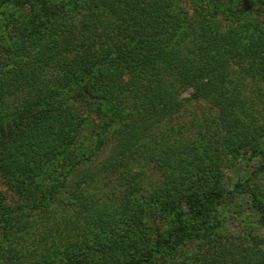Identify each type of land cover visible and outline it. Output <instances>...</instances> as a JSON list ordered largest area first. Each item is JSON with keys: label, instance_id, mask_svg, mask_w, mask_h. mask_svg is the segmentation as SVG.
<instances>
[{"label": "trees", "instance_id": "1", "mask_svg": "<svg viewBox=\"0 0 264 264\" xmlns=\"http://www.w3.org/2000/svg\"><path fill=\"white\" fill-rule=\"evenodd\" d=\"M0 13V176L19 195L0 193V264H158L190 242L193 264H264L262 238L212 231L231 201L224 158L264 172V0H0ZM249 177L237 188L264 225Z\"/></svg>", "mask_w": 264, "mask_h": 264}, {"label": "rangeland", "instance_id": "2", "mask_svg": "<svg viewBox=\"0 0 264 264\" xmlns=\"http://www.w3.org/2000/svg\"><path fill=\"white\" fill-rule=\"evenodd\" d=\"M190 0H188L189 2ZM252 6H255L252 4ZM254 14H258L256 11H252ZM0 13V17H1ZM264 17L262 15L256 17L255 19L262 20ZM11 48L4 41L2 34L0 33V52H2L3 57H7L11 53ZM192 90L186 91L183 95L184 97L189 96ZM181 119V118H180ZM189 121V118H187ZM90 132V130H89ZM88 132V136L85 138L86 144L84 147L89 149L94 143L93 133ZM86 149V150H87ZM83 149H77V152H82ZM108 153V149L106 150ZM105 153V152H104ZM102 159L103 156H100L99 159ZM263 161H256V159H245L243 157H226L223 160L222 168H223V182L225 187L231 191L230 200H226L225 204L222 205L217 218L219 219V224L216 229H212L213 232H223L224 234H233L235 236H245L251 239L252 236H256L258 238H262L264 240V225L259 221V217L252 209V195L248 194V191H245L241 194L239 188H237V184L246 178H248L251 174L254 176L256 174V182H262L264 185V172L259 173L257 169L259 167L258 164H261ZM257 172V173H255ZM251 178V177H249ZM254 178V177H252ZM13 183L4 179V177L0 176V193H2L6 198L7 204H14L18 199V193L13 188ZM216 224V223H215ZM154 232H157L156 225L153 224ZM170 228V224L167 222H163L161 225V231H167ZM218 234V233H216ZM191 244V245H189ZM189 245V248H187ZM187 245L184 244V247L179 248L176 252H168L164 251L157 254L155 261L158 264H193L194 260V250L198 248V243L190 242ZM264 248V241H263Z\"/></svg>", "mask_w": 264, "mask_h": 264}]
</instances>
